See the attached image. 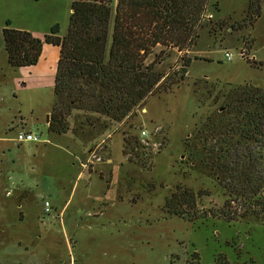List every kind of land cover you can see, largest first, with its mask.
Here are the masks:
<instances>
[{"label": "rangeland", "instance_id": "rangeland-1", "mask_svg": "<svg viewBox=\"0 0 264 264\" xmlns=\"http://www.w3.org/2000/svg\"><path fill=\"white\" fill-rule=\"evenodd\" d=\"M71 1L0 0V264H264V222H248L242 204L226 203L215 180L183 163L197 120L221 105L213 102L215 93L207 95L210 87L264 86V0L251 25L248 0H210L196 42L185 53L161 52L158 69L166 72L180 67V56L191 58L185 77L173 75L177 83L99 135L89 128L47 129L57 46L43 43L41 60L15 68L4 47L7 20L40 38L57 23L63 36ZM19 128L41 133L42 141L18 143ZM141 129H158L151 135L157 143L124 155L123 137H138ZM177 183L207 190L196 206L203 218L163 209Z\"/></svg>", "mask_w": 264, "mask_h": 264}, {"label": "trees", "instance_id": "trees-1", "mask_svg": "<svg viewBox=\"0 0 264 264\" xmlns=\"http://www.w3.org/2000/svg\"><path fill=\"white\" fill-rule=\"evenodd\" d=\"M209 1L72 0L63 36L57 23L40 38L9 27L7 20L2 31L7 61L14 68L35 65L43 43L57 46L55 100L47 129L63 134L89 128L99 135L131 117L148 96L177 83L173 75L185 77L189 57L180 56L182 64L172 72L158 66L164 49L185 53L196 42ZM259 14L260 0H248L246 24L251 25ZM157 46L163 49L148 60ZM206 92L215 93L213 102L220 100L221 105L197 120L184 142L183 163L215 180L226 203L232 199L242 204L248 222H264V86L227 82ZM138 149H147L139 136L123 137L124 155ZM203 191L207 190L194 191L177 183L162 207L186 220L203 218L196 207L206 195Z\"/></svg>", "mask_w": 264, "mask_h": 264}, {"label": "built area", "instance_id": "built-area-1", "mask_svg": "<svg viewBox=\"0 0 264 264\" xmlns=\"http://www.w3.org/2000/svg\"><path fill=\"white\" fill-rule=\"evenodd\" d=\"M224 55H225L226 59H228V60H230L232 58V54L230 52H228V51H225ZM157 130L158 129L152 130L151 133H150L147 129H141L140 132H139L140 133L139 137H140L141 144L144 145V146L153 147L152 144H155V142L157 143V141H156L157 139H156V137L153 138L151 135L157 134ZM15 140L18 143L39 142V141H42V138H41V133H39V132L19 129V130L16 131ZM160 144L161 143L159 142L158 145H160ZM94 152H95V150H90V153H94ZM97 159L100 160V158H97ZM87 161L91 162V158H89ZM88 163L87 162L82 163V166L86 167ZM44 207H45L46 211L50 210L49 201L46 200L44 202Z\"/></svg>", "mask_w": 264, "mask_h": 264}, {"label": "crops", "instance_id": "crops-1", "mask_svg": "<svg viewBox=\"0 0 264 264\" xmlns=\"http://www.w3.org/2000/svg\"><path fill=\"white\" fill-rule=\"evenodd\" d=\"M42 48H43V47H42ZM43 57H44V51H43V49H42L41 55H40V57H39V60H41ZM39 60H38V61H39ZM20 120H22V119H20ZM21 123L24 124L23 121H21ZM24 125H25V124H24ZM27 127H28V126L26 125V128H27ZM19 129H23V128H19ZM25 130H26V129H25ZM29 131H32V129H30ZM108 160L110 161V160H112V159L110 158V159H108Z\"/></svg>", "mask_w": 264, "mask_h": 264}, {"label": "water", "instance_id": "water-1", "mask_svg": "<svg viewBox=\"0 0 264 264\" xmlns=\"http://www.w3.org/2000/svg\"><path fill=\"white\" fill-rule=\"evenodd\" d=\"M71 11H73V10L71 9Z\"/></svg>", "mask_w": 264, "mask_h": 264}]
</instances>
